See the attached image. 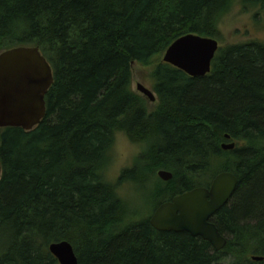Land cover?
<instances>
[{
  "label": "trees",
  "instance_id": "obj_1",
  "mask_svg": "<svg viewBox=\"0 0 264 264\" xmlns=\"http://www.w3.org/2000/svg\"><path fill=\"white\" fill-rule=\"evenodd\" d=\"M235 1L0 0V52L37 46L53 74L40 123L0 128V264H58L49 245L61 241L77 264H264V42L219 44L203 77L158 62L153 109L131 89V64H149L176 39L219 42ZM240 2L264 15V0ZM118 133L144 149L113 182ZM220 172L237 178L211 218L227 239L220 251L154 229L118 192L156 182L155 210Z\"/></svg>",
  "mask_w": 264,
  "mask_h": 264
},
{
  "label": "water",
  "instance_id": "obj_2",
  "mask_svg": "<svg viewBox=\"0 0 264 264\" xmlns=\"http://www.w3.org/2000/svg\"><path fill=\"white\" fill-rule=\"evenodd\" d=\"M218 47L216 39L190 33L176 39L163 53L162 61L190 77H203L210 72ZM52 83V68L37 46H16L0 52V128L20 127L28 131L37 126L45 116V95ZM136 88L149 102L156 101L148 88L141 84ZM234 145L223 143L221 148L231 150ZM1 174L0 164V177ZM157 176L162 181L172 178L166 170L157 171ZM236 186L233 173L220 172L208 188L191 189L161 204L149 222L158 231L187 232L200 237L220 251L227 239L210 219L231 199ZM49 251L58 264H77L73 248L66 241L50 244Z\"/></svg>",
  "mask_w": 264,
  "mask_h": 264
},
{
  "label": "rangeland",
  "instance_id": "obj_3",
  "mask_svg": "<svg viewBox=\"0 0 264 264\" xmlns=\"http://www.w3.org/2000/svg\"><path fill=\"white\" fill-rule=\"evenodd\" d=\"M221 33L220 46L257 40L264 42V15L258 8L245 7L237 0L231 9L218 22ZM218 41V40H217ZM163 54L155 55L150 63L143 65L137 62L131 64V89L137 92V84H141L153 92L154 81L151 77L153 68L162 61ZM154 93V92H153ZM157 102H149L148 108L153 109ZM143 145L134 144L123 134L115 136L114 145L110 152L111 159L106 177L116 181L122 170L131 167L135 159L143 152ZM156 182L140 187V184L123 183L119 186V195L138 209L139 217L152 215L155 199L152 193Z\"/></svg>",
  "mask_w": 264,
  "mask_h": 264
},
{
  "label": "bare ground",
  "instance_id": "obj_4",
  "mask_svg": "<svg viewBox=\"0 0 264 264\" xmlns=\"http://www.w3.org/2000/svg\"><path fill=\"white\" fill-rule=\"evenodd\" d=\"M248 6H249V5H248ZM135 166H136V165H135ZM168 196H169V195H168ZM157 201H158V200H157ZM167 202H169V201H167ZM163 203H165V202H161V203L155 208V210H156L161 204H163ZM155 210H154V211H155ZM154 211H153V213H154ZM153 213H152V214H153ZM151 216H152V215H151ZM151 216H150V217H151ZM220 232H221V231H220Z\"/></svg>",
  "mask_w": 264,
  "mask_h": 264
},
{
  "label": "flooded vegetation",
  "instance_id": "obj_5",
  "mask_svg": "<svg viewBox=\"0 0 264 264\" xmlns=\"http://www.w3.org/2000/svg\"><path fill=\"white\" fill-rule=\"evenodd\" d=\"M177 195H179V194H176L175 196H177ZM175 196H173V197H175ZM173 197H171V198L165 200L164 202L171 201V200L173 199ZM210 221H211V219H210ZM211 222H212V221H211Z\"/></svg>",
  "mask_w": 264,
  "mask_h": 264
}]
</instances>
